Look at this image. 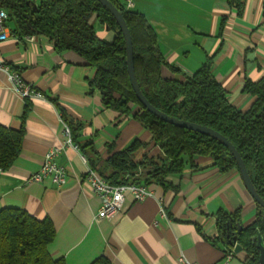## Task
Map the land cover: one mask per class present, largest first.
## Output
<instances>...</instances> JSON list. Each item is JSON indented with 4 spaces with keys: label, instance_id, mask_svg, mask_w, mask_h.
I'll return each mask as SVG.
<instances>
[{
    "label": "crops",
    "instance_id": "0c3cea01",
    "mask_svg": "<svg viewBox=\"0 0 264 264\" xmlns=\"http://www.w3.org/2000/svg\"><path fill=\"white\" fill-rule=\"evenodd\" d=\"M115 1L142 15L154 31L165 61L176 69H164V77L192 76L210 62L230 104L242 112L251 107L254 97L244 90L245 82L264 78V0ZM94 25L100 39H114L113 32ZM0 60L8 67L0 72V125L25 132L19 156L0 174V211L50 219L56 235L48 252L54 260L180 264L183 257L195 264H248L243 252L219 240L217 226L219 211L238 213L244 227L255 221L257 204L238 170L221 172L213 160L196 157L195 168L167 177L165 186L150 185L153 194L145 201L126 192L120 215L96 222L99 201L85 180L82 156L103 169L111 150L134 141L145 145L138 158L159 159L162 152L138 119L119 118L104 107L99 90L90 86L95 69L76 53H59L45 36H19L0 43ZM13 72L45 99L21 98L9 78ZM61 115L75 126L73 146L65 142ZM54 148H62L56 163L66 170L65 185L31 183Z\"/></svg>",
    "mask_w": 264,
    "mask_h": 264
},
{
    "label": "trees",
    "instance_id": "16d2710c",
    "mask_svg": "<svg viewBox=\"0 0 264 264\" xmlns=\"http://www.w3.org/2000/svg\"><path fill=\"white\" fill-rule=\"evenodd\" d=\"M130 30L134 46L135 74L141 91L159 111L191 123L209 127L223 135L244 161L257 193L264 199V78L246 80L244 90L254 97L251 107L242 112L234 108L228 94L216 80L210 62L192 76L164 77L163 70L176 73L165 61L156 35L146 19L125 10L115 0ZM0 8L9 14V26L18 36H45L55 43L59 53L74 52L95 69L90 86L99 90L105 108L119 118L132 115L150 132L152 142L162 152L155 159L147 154L138 158L145 145L132 142L122 151H110L100 169L87 155L91 168L111 185L143 184L165 186L167 177L182 174L187 166L195 168V158L213 160L221 171H239L230 151L219 141L187 129L175 127L149 113L137 99L128 75L126 43L114 17L97 0H0ZM113 32L112 41L98 37L93 21ZM75 139V126L64 115ZM80 128V127H76ZM24 129L12 130L0 125V169H8L22 149ZM147 168L142 180H130L138 169ZM219 240L234 249L230 241L237 237L248 264H258L259 250L252 243L258 233L264 243V209L257 204L255 221L247 227L238 213L217 214ZM243 230L238 233V227ZM56 235L53 222L38 220L26 211H0V264H65L54 260L48 246ZM93 264H110L101 257Z\"/></svg>",
    "mask_w": 264,
    "mask_h": 264
},
{
    "label": "built area",
    "instance_id": "2783aa9c",
    "mask_svg": "<svg viewBox=\"0 0 264 264\" xmlns=\"http://www.w3.org/2000/svg\"><path fill=\"white\" fill-rule=\"evenodd\" d=\"M18 38L19 36L12 32L9 26L8 12L0 8V43L9 39L17 40ZM7 69L8 67L0 60V72H6ZM9 78L12 82L13 90L24 100L45 99V95L26 83L19 73L13 72L9 75ZM63 134L66 138V144L73 146L71 131L66 124H63ZM75 148L77 149L78 147L75 146ZM61 150L62 148H54L46 154L41 169L29 178L31 183L43 184L45 181L50 180L56 186L65 185L66 170L56 163V157L60 154ZM82 160L86 164L85 180L99 201V210L95 216L96 222L115 220L121 213L126 192H129L137 202H143L153 194L149 187L143 184L111 185L95 169L90 167L86 156H82ZM2 171L0 169V174ZM160 216H165L163 208L160 210ZM179 263L195 264L183 257L179 259Z\"/></svg>",
    "mask_w": 264,
    "mask_h": 264
},
{
    "label": "water",
    "instance_id": "95a60500",
    "mask_svg": "<svg viewBox=\"0 0 264 264\" xmlns=\"http://www.w3.org/2000/svg\"><path fill=\"white\" fill-rule=\"evenodd\" d=\"M97 1L114 17L115 21L120 27V30L123 33L126 43V62H127L129 80L132 89L137 99L142 104V106L149 113L159 118L163 122H166L175 127L201 133L222 143L234 157L246 190L251 195L255 203L264 209V199L257 193L244 161L242 160L240 154L238 153L234 145H232V143H230L228 139H226L223 135H221L220 133L216 132L215 130L209 127L171 117L159 111L147 100V98L144 96L143 92L141 91L136 78L135 67H134V46H133L132 36L128 28V25L123 17V14L118 8L115 7V5L110 0H97ZM242 230L243 227L239 226L238 233H241ZM251 240L253 244H256V247L259 250L258 264H264V243L261 235L258 233L255 237H252ZM230 245L234 247V252L236 254L242 252V247L237 243V237H234L232 241H230Z\"/></svg>",
    "mask_w": 264,
    "mask_h": 264
},
{
    "label": "rangeland",
    "instance_id": "374dc122",
    "mask_svg": "<svg viewBox=\"0 0 264 264\" xmlns=\"http://www.w3.org/2000/svg\"><path fill=\"white\" fill-rule=\"evenodd\" d=\"M94 24H98L97 21H93ZM147 168H141L138 169L136 172H134V175L130 178V180H142L146 174Z\"/></svg>",
    "mask_w": 264,
    "mask_h": 264
}]
</instances>
